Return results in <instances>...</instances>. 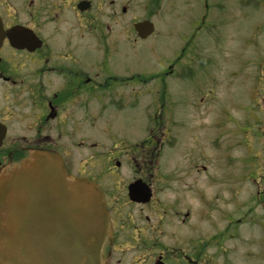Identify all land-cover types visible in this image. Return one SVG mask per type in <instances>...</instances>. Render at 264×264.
<instances>
[{
	"label": "flooded vegetation",
	"instance_id": "af4514ba",
	"mask_svg": "<svg viewBox=\"0 0 264 264\" xmlns=\"http://www.w3.org/2000/svg\"><path fill=\"white\" fill-rule=\"evenodd\" d=\"M172 3L173 0H170L171 7L180 9L178 0ZM260 4H264V0H260ZM207 6L205 21L212 23ZM132 10L131 0H0V172L19 166L35 150L45 149L62 155L75 176H90L86 174L89 171L86 166L94 168V163L79 161L74 170L68 155L70 157L71 147L75 149L85 144L81 141L71 144L70 139H81L84 135L80 134L85 130L87 109L93 105L92 102L101 104L108 99L122 104L132 99L134 92L139 95L148 86L156 90L157 84H167L169 91L176 88L174 83L183 74L180 47L170 60V65L159 76L166 79L173 76L174 83H149L141 77L145 72L135 73L132 67L123 64L127 55L118 58L121 45L132 48L134 43L143 41L137 33V38H134V19L127 21ZM257 26L261 28L260 24ZM91 44L97 47L96 51ZM117 61H122L119 69ZM208 61L202 58L199 68L194 67L192 73L190 68L186 70L193 79L201 73L202 78H208L213 83L214 74L209 71ZM257 61V72L252 76L254 84L248 89L251 92V113L243 117L240 115L241 124L247 119L264 125V76L260 70V66L264 65V55L257 56ZM190 86L193 90L202 91L199 81ZM208 89L207 96L204 98L203 95L198 100L200 109L194 111L198 119L205 114V123L197 124L204 136L197 150L202 153V158L198 161L194 152V143L198 141V137H195L191 139L190 148L187 147L189 161L183 163V167L181 162L177 164L180 173L174 179L179 193L187 189L194 195L195 203L197 197L203 195L198 193L201 187L197 186L194 177L206 173V178L209 176L208 161L211 147L214 148V139L205 129L213 122L214 102L211 99L214 93ZM92 118L96 119V115ZM195 129L193 127L192 131ZM232 133H236L235 128ZM246 139L244 149H255L257 145L254 146L252 139L249 136ZM147 140L131 145L122 142L125 149L112 155L99 151L95 153L109 166L106 171L120 180L116 183L117 187L102 186L112 228V237L106 241L103 249V264H199L198 251L205 253L200 264H262L264 244L261 231L256 235L247 231L248 237L241 232L231 240L224 239L215 248L204 247L200 239L204 233L212 234L211 240L218 234L211 227L205 228L206 232L201 231L204 228L202 218L206 215L198 217L203 228L196 224L198 218L191 226L194 206L188 202L186 208H181V195L178 192H175L172 200L159 198V194L165 191L162 186L165 178L157 172L155 153L164 141L158 142L155 137ZM180 143L181 137H175V145ZM105 145L98 146L93 142L89 143V149L106 151L109 146ZM183 145L178 146V161L182 158ZM123 166L132 168L133 175L127 183L120 179L122 176L118 172ZM186 176L191 179L189 182L181 178ZM91 177L97 179L94 171ZM138 180L145 183L152 193L146 203L129 198V185ZM207 186L211 187L209 183ZM245 187L244 183L240 184L232 197L240 196ZM228 190L224 188L223 194L231 196ZM205 200L207 202L208 198ZM246 201L243 200V205L248 203ZM240 206L244 207L242 201ZM258 206L264 208L262 203ZM255 216L260 215L255 213ZM262 222L264 216L259 217V224L256 222L260 226H256L257 230L264 231V225L260 229ZM188 230L191 232L188 233ZM235 241H239L240 245ZM249 244L253 246L250 249L247 248Z\"/></svg>",
	"mask_w": 264,
	"mask_h": 264
},
{
	"label": "rangeland",
	"instance_id": "374dc122",
	"mask_svg": "<svg viewBox=\"0 0 264 264\" xmlns=\"http://www.w3.org/2000/svg\"><path fill=\"white\" fill-rule=\"evenodd\" d=\"M131 1L133 10L132 15L129 18L127 17V21L131 18L135 21L148 17L149 10L144 6L145 0ZM178 1L183 2L180 9L171 7L170 0H163L162 7L155 10L157 14L153 17L159 28V34L156 33L147 41L139 43L137 48L134 46V50L128 51L127 60L123 61V64L132 67L134 71L145 72L141 77L149 83L168 82L165 77H159L161 75L160 70H163L167 64L170 65L169 57L175 56L178 53V48H181L186 39L188 37L191 39L194 34L195 37L192 40L194 43L190 45V49L195 50L194 48H198V52L209 53L207 66L212 69L209 71L214 73L213 84L211 85L208 78H202L201 73L197 74L194 77L195 79H192L190 74L184 71L182 78L174 83V87H176L174 90L168 91L167 84H157L156 90L151 91L150 95L144 94L141 96V101L129 106L127 110H121L114 102L115 100L110 102L105 99L101 104L92 102L93 105L87 109L85 130L80 134L84 135L81 139H70L71 144H76L79 141L85 142V144L75 149L70 148L69 162L74 170L78 167L79 161L83 160L91 165L94 163V168L90 165L86 166L89 169L86 174L93 176L94 171V175L103 186L112 185L117 187L116 183L120 180H116L106 171L109 166L106 162L97 158L94 150L89 149V143L101 142L97 143L98 146L105 145V143V146L111 145V148L106 151L105 149L95 151L112 155L125 149L123 143L112 141V138H119L118 135L128 138L134 137L137 132L140 134L143 131L145 132V126H147L146 134L136 135L134 142L142 140L147 134L155 137L159 142L163 136L162 132L166 131L164 142L158 146L157 151L158 172L160 171L166 181L162 180L165 191L159 194V198L172 200L175 192L179 193V189L176 188L174 183V179L180 173V167L176 168V162L178 161L176 160L175 146L180 147L182 144L175 145L173 131L183 128L180 123H182L181 120L184 117L188 116H184L185 114H191V112L200 109L198 100L203 95L204 98L207 96L209 87L214 93L211 99L212 103L216 100L221 101L215 104L212 109L215 117L214 122L205 127L208 135L214 139V148H211L208 161L210 173L207 178V173L204 175L198 174L194 177L197 186L201 187V191L198 193H202L208 200L206 202L202 197H197L195 203L194 195H191L187 189H182L179 193L181 195V208H186L188 202H192L194 208L191 214L194 221L191 226L196 223L198 217L206 215L202 218L204 228L200 226L199 218L196 224L199 228H203L202 232L207 231L205 228L211 227L218 234L211 240L210 236L212 234L204 233L200 238L204 243V247L215 248L221 245L224 239L231 240V237L247 231H251L254 235L261 231V241L264 244V231L256 229V226H259L257 225V223L259 224V217L264 216V208L258 206L260 203L264 206V125L247 119L242 124L239 122L240 115L243 117L244 114L251 113V108H249L251 102L246 101L245 98L246 90L254 84V77H252L253 75L250 76V73L254 74L257 71L255 69L258 67L257 56L264 55V4H260V0H251L250 4L246 0H208L207 7L210 14L208 17L213 18L211 23L210 21L206 22L205 16H203L206 12L203 0ZM258 23L262 25L261 28L256 26ZM200 28L204 32L201 33ZM175 33L181 34V36L175 39ZM194 44L200 45V49ZM91 46L96 51L97 47L92 44ZM119 49L118 58L120 59ZM124 50L126 51V49ZM186 60H189L188 57ZM121 62L117 61L119 63L118 69L122 67ZM186 65L183 62L182 66L186 67ZM192 67H190L191 73L194 71ZM261 68L264 76V65H261ZM154 72H158V74H153ZM155 79L158 80L155 82ZM169 81L173 83V77ZM192 81H199L202 90L195 91L192 94L193 110L188 106V95L190 91H193V87L188 84ZM151 87L148 86L147 89H153ZM247 102L248 104H246ZM160 113L164 116L172 114V118H179L180 122L173 123L168 116L163 118V122H155V119H158V116L160 117ZM96 114L101 116L100 121L92 118ZM195 115V113L192 115V124L196 129L188 134L183 142L198 137V141L194 143V152L198 161H200L199 158H202V153L200 150L198 153L197 150L199 145L203 143L204 136L197 124L199 122L205 123V114H201L200 119ZM176 125L180 126L176 128ZM232 128L236 129V133H232ZM153 129L154 132H152ZM189 130L190 128L187 132ZM185 131L186 129L183 132L185 133ZM248 136L252 139L254 146L257 145L258 147L244 149L243 143H247L248 139L246 137ZM187 153L186 160L189 161L190 152ZM183 154L186 155L184 152ZM91 157L93 159L90 160ZM181 165L183 167V163ZM118 172L122 176L120 179L124 180L125 183L129 182L133 175L130 166H123ZM181 178L187 182L191 180L188 176ZM208 183L211 187L213 185L217 187L213 186L212 190L211 187L207 186ZM243 183L246 187L248 186L244 189L245 191L237 196L238 198L232 197L235 196L240 184ZM224 188L231 191V196L223 194ZM248 197L250 198L247 200ZM243 200L248 201L247 204L245 203L246 205L244 204L245 206ZM240 201H242L244 207L240 206ZM194 211L197 212L194 213ZM204 212L207 214H204ZM255 213L260 216L254 217ZM263 225L264 222H262L260 229H263ZM191 229L193 228L191 227ZM187 232L191 231L188 230ZM242 235L244 234L240 236ZM245 235L248 237V234L245 233ZM236 242L240 245L239 241L234 243ZM251 247H253L252 244H249L247 248L250 249ZM204 256V251H198L199 264ZM261 262L264 264V258Z\"/></svg>",
	"mask_w": 264,
	"mask_h": 264
},
{
	"label": "water",
	"instance_id": "95a60500",
	"mask_svg": "<svg viewBox=\"0 0 264 264\" xmlns=\"http://www.w3.org/2000/svg\"><path fill=\"white\" fill-rule=\"evenodd\" d=\"M146 38L153 25H136ZM53 152L36 151L0 179V264H100L109 218L102 191L87 179L70 181ZM133 185L130 197L146 201Z\"/></svg>",
	"mask_w": 264,
	"mask_h": 264
}]
</instances>
